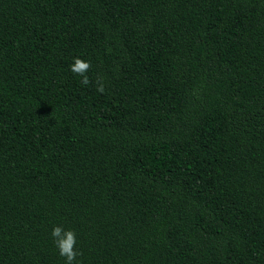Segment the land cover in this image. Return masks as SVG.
<instances>
[{
    "label": "trees",
    "instance_id": "trees-1",
    "mask_svg": "<svg viewBox=\"0 0 264 264\" xmlns=\"http://www.w3.org/2000/svg\"><path fill=\"white\" fill-rule=\"evenodd\" d=\"M56 226L74 264H264V0H0V264H65Z\"/></svg>",
    "mask_w": 264,
    "mask_h": 264
},
{
    "label": "clouds",
    "instance_id": "clouds-1",
    "mask_svg": "<svg viewBox=\"0 0 264 264\" xmlns=\"http://www.w3.org/2000/svg\"><path fill=\"white\" fill-rule=\"evenodd\" d=\"M70 67L74 74L82 77L80 83L83 86H87L90 83V79L87 75L88 71L91 69L90 61L76 57ZM97 91L103 93L105 91L104 86L99 84ZM52 237L59 250V254L66 258L65 264H74L77 256L80 255L76 250L77 236L75 231L71 229L65 230L61 226H56L52 230Z\"/></svg>",
    "mask_w": 264,
    "mask_h": 264
}]
</instances>
